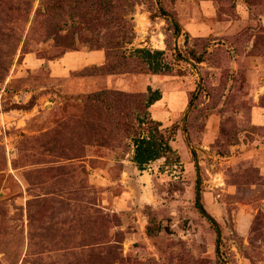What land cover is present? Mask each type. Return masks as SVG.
<instances>
[{
	"label": "rangeland",
	"instance_id": "rangeland-1",
	"mask_svg": "<svg viewBox=\"0 0 264 264\" xmlns=\"http://www.w3.org/2000/svg\"><path fill=\"white\" fill-rule=\"evenodd\" d=\"M45 1L0 0V264H264V0H63L52 38Z\"/></svg>",
	"mask_w": 264,
	"mask_h": 264
},
{
	"label": "trees",
	"instance_id": "trees-1",
	"mask_svg": "<svg viewBox=\"0 0 264 264\" xmlns=\"http://www.w3.org/2000/svg\"><path fill=\"white\" fill-rule=\"evenodd\" d=\"M110 1V5L114 4L112 0ZM62 3L63 0H48L45 1V19L43 21L44 33L46 38L55 37V30H60L63 28L61 25V21L58 20L62 17L60 11H62ZM91 7L92 2L88 3ZM54 15V16H52ZM51 17V18H50ZM73 24L75 20L71 21ZM177 28L178 25L174 23ZM131 39L127 43L131 44ZM114 45V44H113ZM115 44L114 46H116ZM116 48V47H115ZM99 49V48H98ZM109 50V49H107ZM108 52V51H107ZM108 55V53H107ZM134 55H137L140 58L141 63L146 67V71H148L152 75L163 74L169 71V66L163 61L164 53L162 51H151L149 49H134L132 52L126 56L125 54L120 55L122 60H127L128 58H134ZM110 56V55H109ZM200 62V61H198ZM99 95L95 94L93 96V100L95 102H100ZM161 99V93L159 90L148 89L147 99L144 104V108L148 109L150 106L155 104L157 101ZM134 98L130 95L124 97V102L129 103ZM137 128L140 129L138 135H134L132 138L133 146H134V155L133 162L136 164L138 169H142L145 165L159 160L169 154L172 149L170 146L171 136L166 133V130L160 129L161 124L156 121H148L146 122L144 119L139 116L136 117ZM135 126H132L134 130Z\"/></svg>",
	"mask_w": 264,
	"mask_h": 264
},
{
	"label": "crops",
	"instance_id": "crops-1",
	"mask_svg": "<svg viewBox=\"0 0 264 264\" xmlns=\"http://www.w3.org/2000/svg\"><path fill=\"white\" fill-rule=\"evenodd\" d=\"M90 58H93V61L90 60L93 63V66H95V67L104 66L105 54L101 50L97 49V50L91 51ZM62 62H67V60L62 59V61L57 62V64L55 65V68H57L58 66H64ZM61 70H62V68H61ZM52 71H53V68H52Z\"/></svg>",
	"mask_w": 264,
	"mask_h": 264
},
{
	"label": "water",
	"instance_id": "water-1",
	"mask_svg": "<svg viewBox=\"0 0 264 264\" xmlns=\"http://www.w3.org/2000/svg\"><path fill=\"white\" fill-rule=\"evenodd\" d=\"M196 169L198 171V193H197V207L200 210V212L202 213L203 216H205L207 219L212 220L211 217L204 211V209L202 208L201 204H200V192H199V185H200V175H199V166L198 163L196 164ZM217 233H218V240H220L221 238V232L219 230V228L217 227Z\"/></svg>",
	"mask_w": 264,
	"mask_h": 264
}]
</instances>
